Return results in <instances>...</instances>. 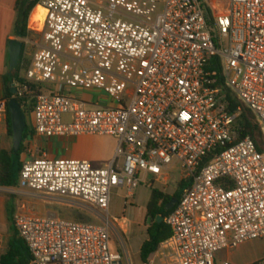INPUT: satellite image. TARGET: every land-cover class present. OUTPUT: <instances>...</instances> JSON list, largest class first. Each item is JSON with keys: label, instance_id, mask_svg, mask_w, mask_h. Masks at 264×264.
I'll return each mask as SVG.
<instances>
[{"label": "built area", "instance_id": "2783aa9c", "mask_svg": "<svg viewBox=\"0 0 264 264\" xmlns=\"http://www.w3.org/2000/svg\"><path fill=\"white\" fill-rule=\"evenodd\" d=\"M216 1H40L43 26L29 28L40 43L23 40L25 58L34 51L15 99L33 114L37 137L110 136L118 148L103 168L46 156L23 163L12 192L77 201L101 219L19 209L30 264H124L113 246L122 226L109 213L112 191L124 190L130 205L142 172L164 179L175 166L191 186L164 219L172 236L146 264H231L217 253L264 238V153L240 137L241 110H231L233 98L264 135V0ZM74 91H100L115 105Z\"/></svg>", "mask_w": 264, "mask_h": 264}, {"label": "crops", "instance_id": "0c3cea01", "mask_svg": "<svg viewBox=\"0 0 264 264\" xmlns=\"http://www.w3.org/2000/svg\"><path fill=\"white\" fill-rule=\"evenodd\" d=\"M17 0H0V159L3 151L13 149V138L7 133V107L8 103L4 98L3 80L9 72V42L14 39H20L15 35V25L17 19L16 12ZM73 95L89 102H99L103 105H115L107 96V101L102 99L103 93L100 91H74ZM86 101V100H85ZM2 107V108H1ZM27 115V114H26ZM31 124L27 122L29 130L33 133L25 142L27 148L23 155V161H27L35 156H46L50 159H76L91 162L94 166L103 168L112 163L116 158L118 141L110 136H80V137H54L45 139L37 137L34 132V117L30 113ZM27 153L31 155L27 156ZM123 159H119L121 164ZM152 177L155 182L162 184L168 181L167 175L164 179ZM15 188L0 187V259L7 254L14 244L15 238L19 237L18 230L14 224V216L19 209L24 212L40 218H60L53 206H46L47 202L38 196H32L25 193L16 194L12 192ZM113 191H121L115 189ZM125 200V195L123 197ZM125 204V203H124ZM111 210V209H110ZM109 210V213H110ZM117 218V217H114ZM61 219V218H60ZM68 221H76L69 217ZM123 232L127 234L129 229V220L125 217L117 218ZM128 228V229H127ZM116 250V249H115Z\"/></svg>", "mask_w": 264, "mask_h": 264}, {"label": "trees", "instance_id": "16d2710c", "mask_svg": "<svg viewBox=\"0 0 264 264\" xmlns=\"http://www.w3.org/2000/svg\"><path fill=\"white\" fill-rule=\"evenodd\" d=\"M41 0H17L16 12L17 19L15 25V35L21 39H27L35 32L29 29V19L34 9L39 5ZM211 4L218 8L219 3L216 0H210ZM221 12V10H218ZM25 62L26 66L29 65V60L25 58V45L19 61L18 68L14 72H8L4 76L3 88L4 98L9 103L15 99V94L12 93L14 89V83L16 81L21 82L20 71L22 64ZM213 64L220 68L218 58H214ZM42 91L41 88L39 92ZM241 110L240 116L237 119V129L240 133L241 138L250 137L256 144L258 150L264 153V135L261 127L258 124L254 114L246 107L241 106L236 100L231 98V110L237 112ZM28 114V113H26ZM7 133L10 138H13L12 121L9 109L7 107ZM33 137V133L27 127L24 133V141L21 145L20 151L16 154L12 150L3 151L0 159V187L5 188H16L18 185L19 175L23 166V155L26 153L27 148L25 142L28 138ZM191 186L190 180H181L178 191L173 197L167 195L161 189H153L151 200L147 207L146 220L151 222L147 230L148 238L141 247V260L143 264H146L151 256L158 250L161 243L166 241L172 236L170 228L165 222L159 224L158 218L162 217L166 219L172 212L166 210L167 205L173 200H180L182 194L187 188ZM78 222H85L84 219L78 218ZM88 223V222H85ZM31 255L30 252L19 236L15 238L14 244L7 254L3 255L0 259V264H30Z\"/></svg>", "mask_w": 264, "mask_h": 264}, {"label": "rangeland", "instance_id": "374dc122", "mask_svg": "<svg viewBox=\"0 0 264 264\" xmlns=\"http://www.w3.org/2000/svg\"><path fill=\"white\" fill-rule=\"evenodd\" d=\"M225 7H227L226 4ZM38 14V10H35L31 18L33 23L35 18L39 16ZM30 27L33 28L29 19V28ZM27 39L33 41L34 43H40V37L36 34L31 35ZM21 40L23 41L25 39ZM33 51L34 48L28 46V55L26 56L27 60H30L29 55H31ZM102 99L105 101L108 100L105 94L102 95ZM85 100L89 102V99ZM27 116L28 122L31 124L30 113H28ZM64 120L69 121L70 117L67 116ZM29 155L30 154L27 153L25 159ZM35 157L40 156L37 155ZM166 175L168 181L162 184L161 190H163L167 195L173 197L178 191V186L181 180H183L184 174L180 169V166H175L167 171ZM144 177L145 174L142 172L141 179H144ZM160 186V183L155 182L151 176L148 177V179L146 178L145 182L140 184L136 189L133 203L127 206L124 204L125 200L123 199L125 192L112 191L110 215L117 218L125 217L129 220V229L127 228V234H125L123 229L120 227H116L112 232L113 246L117 251L124 255V264H143L140 256L141 247L148 238L147 230L151 225V222L146 220L147 207L151 200L153 189H160ZM38 197L47 201L44 203L46 206H53L59 214V217L63 220H70V217L76 221L78 218H82L88 223H101V219L96 217L95 211L80 202L45 196ZM217 258L219 261H229L231 264H264V238L244 242L235 249H224L217 253Z\"/></svg>", "mask_w": 264, "mask_h": 264}, {"label": "water", "instance_id": "95a60500", "mask_svg": "<svg viewBox=\"0 0 264 264\" xmlns=\"http://www.w3.org/2000/svg\"><path fill=\"white\" fill-rule=\"evenodd\" d=\"M24 42L20 39H14L9 42V71L14 72L19 65V61L23 52ZM13 94H16V90L13 89ZM8 109L11 115L12 129H13V149L14 153L20 151L21 145L24 141V133L28 127L27 115L21 108V105L16 99L11 100L8 103ZM177 199H173L166 207L167 211H170L178 204ZM164 222V218L159 217L158 223Z\"/></svg>", "mask_w": 264, "mask_h": 264}, {"label": "bare ground", "instance_id": "6f19581e", "mask_svg": "<svg viewBox=\"0 0 264 264\" xmlns=\"http://www.w3.org/2000/svg\"><path fill=\"white\" fill-rule=\"evenodd\" d=\"M35 10H38V15L37 18H35L34 20V23L31 21V18H32V15L34 13ZM34 11L32 12L31 16H30V22H31V25L33 27H35L37 30H40L43 26V22H44V19H45V14H46V11L44 10V8L42 6H37ZM36 22V23H35ZM33 23V24H32Z\"/></svg>", "mask_w": 264, "mask_h": 264}]
</instances>
